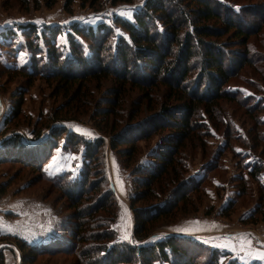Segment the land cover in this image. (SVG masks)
<instances>
[{"label":"trees","instance_id":"1","mask_svg":"<svg viewBox=\"0 0 264 264\" xmlns=\"http://www.w3.org/2000/svg\"><path fill=\"white\" fill-rule=\"evenodd\" d=\"M18 1L24 5L28 0ZM74 2L65 1L66 11ZM247 13L241 6H227L220 0H145L132 20L115 17L111 26L100 23L94 29L73 23L64 32L57 25L44 26L40 31L30 23L16 25L20 49L31 52L24 62L28 66L18 72L29 84L36 77L53 81L56 95L67 109L64 115L54 114L56 117L87 109L95 100L92 90L105 89L102 103L93 113L100 120L97 129L105 135L87 140L70 133L72 139L67 137L63 148L81 145L84 162L75 179L65 174L57 177V186L76 218L72 239L96 244L95 252L84 249L79 259L88 264H222L220 257L229 256L181 235L166 234L148 241L152 225L171 217L180 206L182 210L192 206L191 196L202 189V178L185 177L183 152L192 142L201 143L204 116L215 124L220 101H236L228 85L247 65L251 56L248 42L257 33L246 22ZM16 34L10 30L0 35V45L14 48L18 45ZM59 37L66 44L61 46ZM37 57L48 70L41 71ZM104 83L110 87L104 88ZM132 91L137 93L136 99L126 110L124 105ZM63 118L67 117L54 120L59 123ZM58 129L69 134L64 127ZM59 136L53 134L50 139L55 141ZM6 142L3 154L14 151L11 141ZM38 142L19 148L23 162L42 154L38 151L32 156L30 149L36 150ZM105 143L131 178L132 192L127 201L134 225L130 243L114 241V231L100 222L101 215L109 216L118 204L114 188L99 171L102 163L98 156ZM142 144L147 148L144 159H140ZM263 171L264 165H253L248 174L255 179ZM260 198L255 213L260 207L264 213V198ZM233 207L234 201H230L221 216H228ZM86 230H91L88 236ZM18 244L21 249L28 248L30 259L35 254L55 252L29 247L22 239ZM0 264H4L2 252ZM224 264L241 263L227 260Z\"/></svg>","mask_w":264,"mask_h":264},{"label":"rangeland","instance_id":"2","mask_svg":"<svg viewBox=\"0 0 264 264\" xmlns=\"http://www.w3.org/2000/svg\"><path fill=\"white\" fill-rule=\"evenodd\" d=\"M65 1L28 0L22 5L18 0H0V35L15 30L17 38L11 40L18 43L21 37L16 25L27 23L35 25L39 31L44 26L57 25L64 32L73 23L94 29L100 23L111 26L115 17L132 20L133 14L145 2L96 0L95 4H84L75 0L68 12L64 7ZM220 1L227 6H241L249 12L245 20L257 32L248 42L251 56L228 85L233 95L236 94V101H220L215 124L204 116L201 143L194 141L183 152L185 177L203 179L201 191L191 196L193 208L187 205L182 210L180 206L171 217L152 225L148 242L159 240L166 234L181 235L197 240L207 250L227 253L228 257H220L222 264L227 260L264 264V259L258 255L264 253V213L261 207L258 213L254 211L260 197L264 198V171L255 179L248 174L253 165H264V0ZM57 41L61 46L67 42L63 37ZM20 46L19 43L14 48L11 44L7 48L0 45V153L6 141H11L14 147V151L2 152L0 156V246H3L0 252L3 263L88 264L83 258L79 259L80 253L88 248L91 253L95 252L96 244L72 239L76 218L72 216L73 210L63 191L57 186V177L65 174L66 178L75 179L84 162L83 149L79 151L81 145L74 143L63 148L67 137L76 133L87 140H94L105 135L97 129L100 120L93 114L99 107L97 105L102 103L105 89L102 92L95 88L92 90L95 100L87 109H79L71 116L56 117L54 114L67 112L61 96L56 95L53 81L40 77L34 78L30 84L25 81L18 71L20 67L28 66L24 62L31 52L20 49ZM36 60L43 68L41 71L48 70L43 67L42 60L38 57ZM103 87L108 88L110 84L104 83ZM136 95L135 91L128 95L124 109L131 107ZM60 117L67 118L57 123L54 118ZM58 127H64L69 134H62ZM53 134L60 136L53 141L50 139ZM35 142L39 147L30 149L32 156L38 151L42 154L38 158L34 156L33 160L23 159V162L19 148ZM151 142L154 144L155 138ZM141 147L143 154L140 159H144L147 148L144 144ZM98 158L102 163L99 171L104 173L118 198L111 214L101 215L100 222L114 231V241L130 243L134 216L127 201L132 192L129 172L106 143ZM102 185L106 187L105 183ZM230 201H234V207L228 216L222 217L221 212ZM90 231H85L87 236ZM241 237L251 241L250 248ZM19 239L29 247L55 252L27 258L28 248L21 249ZM64 248L67 251L56 252Z\"/></svg>","mask_w":264,"mask_h":264},{"label":"snow or ice","instance_id":"3","mask_svg":"<svg viewBox=\"0 0 264 264\" xmlns=\"http://www.w3.org/2000/svg\"><path fill=\"white\" fill-rule=\"evenodd\" d=\"M121 14H123V13H121ZM240 239L242 241L246 242L249 245V248H250V246H251V241L250 240L246 239V237H241ZM258 255H259V258L264 259V253H258Z\"/></svg>","mask_w":264,"mask_h":264},{"label":"water","instance_id":"4","mask_svg":"<svg viewBox=\"0 0 264 264\" xmlns=\"http://www.w3.org/2000/svg\"><path fill=\"white\" fill-rule=\"evenodd\" d=\"M0 247H3V246H0Z\"/></svg>","mask_w":264,"mask_h":264}]
</instances>
